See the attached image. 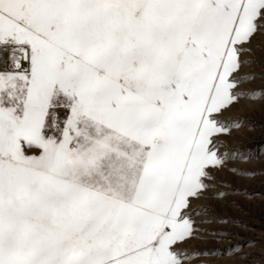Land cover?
<instances>
[{"label":"snow or ice","instance_id":"6c2138e0","mask_svg":"<svg viewBox=\"0 0 264 264\" xmlns=\"http://www.w3.org/2000/svg\"><path fill=\"white\" fill-rule=\"evenodd\" d=\"M255 102L264 0H0V264L247 259Z\"/></svg>","mask_w":264,"mask_h":264},{"label":"rangeland","instance_id":"374dc122","mask_svg":"<svg viewBox=\"0 0 264 264\" xmlns=\"http://www.w3.org/2000/svg\"><path fill=\"white\" fill-rule=\"evenodd\" d=\"M260 81H256L259 90ZM236 115L245 118L249 123L241 130L234 132V138L230 143L232 149L250 150L258 156L252 162H240L236 166L246 170L264 171V103H250L241 108ZM236 186L246 189L247 192H264V176H257L245 180H238ZM236 201L234 205H221L220 215L233 218L242 224L225 225L223 227L231 232L239 233V237L233 239V244L243 245L241 253H248L247 259H230L226 264H264V198L257 195L254 199H247L237 195L230 197ZM246 239L257 241V245L251 246L245 243ZM224 248L225 245H218Z\"/></svg>","mask_w":264,"mask_h":264}]
</instances>
